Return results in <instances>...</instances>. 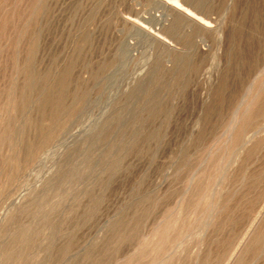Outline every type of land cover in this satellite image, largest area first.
I'll use <instances>...</instances> for the list:
<instances>
[{"label": "rangeland", "instance_id": "rangeland-1", "mask_svg": "<svg viewBox=\"0 0 264 264\" xmlns=\"http://www.w3.org/2000/svg\"><path fill=\"white\" fill-rule=\"evenodd\" d=\"M263 104L264 0H0V264H264Z\"/></svg>", "mask_w": 264, "mask_h": 264}, {"label": "bare ground", "instance_id": "bare-ground-1", "mask_svg": "<svg viewBox=\"0 0 264 264\" xmlns=\"http://www.w3.org/2000/svg\"><path fill=\"white\" fill-rule=\"evenodd\" d=\"M187 10V9H186ZM191 12V11H190ZM39 14V13H38ZM194 17L200 21V20H204V18L200 17L198 14L194 13L193 14ZM133 18V17H132ZM200 19V20H199ZM204 22V21H203ZM34 51H35V46L31 49L30 51V56H29V60L27 62V64H29V66L27 68H25V71H26V74H27V78H26V82L24 84V87L22 86V88H24V95H21L20 97H18L17 99L14 100L13 102V106L15 108L16 111H19V110H22L24 109L28 102H29V96L32 92V85H31V82H30V78L33 74V69H32V66H31V63H32V58L34 57ZM70 64V63H69ZM72 64H70L67 69L63 72V74L61 75V85H64L65 87H68L66 85H68V82L71 77V70H72ZM40 74V73H39ZM63 88V87H62ZM61 88V90H63ZM65 89V88H64ZM66 90V89H65ZM69 91V90H68ZM22 93V92H21ZM65 93V91H64ZM68 93V92H67ZM51 95V94H50ZM49 95V96H50ZM48 97V96H47ZM63 99H64V96H63V91L59 92L58 94L52 96V97H49L48 101L46 104H41V107H43V109H46L47 107L46 106H51V111H50V115L51 117H55L57 114H59V112H61V109L63 107ZM40 104V103H39ZM40 107V108H41ZM258 113H263L264 114V104L262 106H260L259 110H258ZM30 122L32 123L33 120H30ZM246 122L247 123H251L252 120H251V115L250 117H248L246 119ZM4 132V131H3ZM53 133L52 132H48V136L47 137H50ZM23 150L26 154H30L33 150V144L32 143H28L26 140L23 142ZM19 168V164H15V170H12L10 171L8 174H7V179L8 180H11L13 179L17 169ZM24 256L21 255V254H15V252H13L12 250L10 249H6L5 250V259H6V262L7 264H12L13 262H19V261H22L24 260Z\"/></svg>", "mask_w": 264, "mask_h": 264}]
</instances>
